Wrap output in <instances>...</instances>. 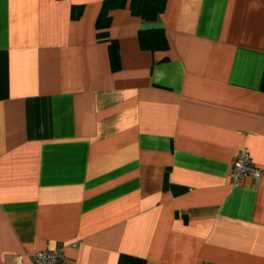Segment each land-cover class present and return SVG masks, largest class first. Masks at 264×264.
Segmentation results:
<instances>
[{
    "label": "crops",
    "instance_id": "crops-1",
    "mask_svg": "<svg viewBox=\"0 0 264 264\" xmlns=\"http://www.w3.org/2000/svg\"><path fill=\"white\" fill-rule=\"evenodd\" d=\"M102 2L0 0V264H264V0L111 12L117 72ZM243 148L262 176L232 188Z\"/></svg>",
    "mask_w": 264,
    "mask_h": 264
},
{
    "label": "trees",
    "instance_id": "trees-1",
    "mask_svg": "<svg viewBox=\"0 0 264 264\" xmlns=\"http://www.w3.org/2000/svg\"><path fill=\"white\" fill-rule=\"evenodd\" d=\"M166 0H142L139 17L145 24H155L162 14ZM136 0H103L95 21L96 39L108 44V58L112 72L120 69L119 48L115 41L109 40L108 30L111 25L110 13L124 10L128 7L132 15L135 14ZM82 14L81 7L72 8L71 19L76 21ZM138 47L141 52H166L168 44L161 28L140 30L137 33Z\"/></svg>",
    "mask_w": 264,
    "mask_h": 264
},
{
    "label": "built area",
    "instance_id": "built-area-1",
    "mask_svg": "<svg viewBox=\"0 0 264 264\" xmlns=\"http://www.w3.org/2000/svg\"><path fill=\"white\" fill-rule=\"evenodd\" d=\"M262 172L251 161L249 151L246 148L241 149L231 163L230 186L237 188L244 181L257 183L261 178ZM64 252L62 248L54 250H44L36 252L29 256L27 264H64ZM13 264H25L17 259Z\"/></svg>",
    "mask_w": 264,
    "mask_h": 264
}]
</instances>
